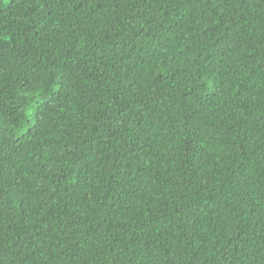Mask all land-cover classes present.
I'll use <instances>...</instances> for the list:
<instances>
[{
	"label": "trees",
	"instance_id": "1",
	"mask_svg": "<svg viewBox=\"0 0 264 264\" xmlns=\"http://www.w3.org/2000/svg\"><path fill=\"white\" fill-rule=\"evenodd\" d=\"M0 264H264V0H0Z\"/></svg>",
	"mask_w": 264,
	"mask_h": 264
},
{
	"label": "rangeland",
	"instance_id": "2",
	"mask_svg": "<svg viewBox=\"0 0 264 264\" xmlns=\"http://www.w3.org/2000/svg\"><path fill=\"white\" fill-rule=\"evenodd\" d=\"M5 1H7V0H5Z\"/></svg>",
	"mask_w": 264,
	"mask_h": 264
}]
</instances>
